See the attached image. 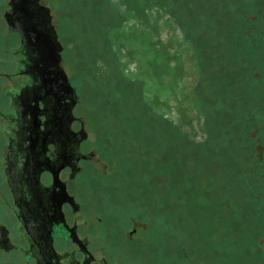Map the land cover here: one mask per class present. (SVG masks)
I'll use <instances>...</instances> for the list:
<instances>
[{"label": "rangeland", "instance_id": "1", "mask_svg": "<svg viewBox=\"0 0 264 264\" xmlns=\"http://www.w3.org/2000/svg\"><path fill=\"white\" fill-rule=\"evenodd\" d=\"M44 1L107 164L93 199L151 234L114 238L147 240L138 264H264V0Z\"/></svg>", "mask_w": 264, "mask_h": 264}, {"label": "flooded vegetation", "instance_id": "2", "mask_svg": "<svg viewBox=\"0 0 264 264\" xmlns=\"http://www.w3.org/2000/svg\"><path fill=\"white\" fill-rule=\"evenodd\" d=\"M53 17L44 0H0V264H138L147 240L124 247L114 235H144L146 225L125 227L142 208L93 199V163L107 164Z\"/></svg>", "mask_w": 264, "mask_h": 264}, {"label": "water", "instance_id": "3", "mask_svg": "<svg viewBox=\"0 0 264 264\" xmlns=\"http://www.w3.org/2000/svg\"><path fill=\"white\" fill-rule=\"evenodd\" d=\"M58 41V40H57Z\"/></svg>", "mask_w": 264, "mask_h": 264}]
</instances>
